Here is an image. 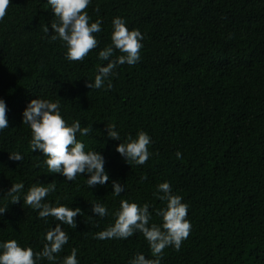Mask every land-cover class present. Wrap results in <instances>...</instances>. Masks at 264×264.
I'll list each match as a JSON object with an SVG mask.
<instances>
[{
    "label": "trees",
    "instance_id": "obj_1",
    "mask_svg": "<svg viewBox=\"0 0 264 264\" xmlns=\"http://www.w3.org/2000/svg\"><path fill=\"white\" fill-rule=\"evenodd\" d=\"M86 11L102 20V31L95 34L97 48L80 61L67 60L63 42L50 39L54 13L47 0H10L0 20V98L9 120L0 131V206L7 207L0 240L42 249L46 231L59 221L40 218L23 194L34 183L53 182L43 202L81 208L76 228L62 224L69 240L56 264L72 248L79 264H129L137 253L151 258L140 232L103 240L95 233L114 223L121 199L147 202L150 224H159L155 212L165 202L154 192L168 181L189 205L192 228L179 251L164 249L162 264H264V0H92ZM116 16L141 31L140 60L119 65L111 87L106 81L90 89L87 81L106 63L97 53L111 43ZM37 96L59 100L67 123L92 126L77 139L85 151L103 154L105 185L89 188L87 174L69 182L48 173L46 157L31 151L22 113ZM110 124L121 141L107 136ZM140 130L151 137L152 155L143 165L129 164L115 146ZM13 152L23 159H10ZM112 180L125 186L119 196ZM16 182L24 187L13 203L6 192ZM92 203L109 214L96 216Z\"/></svg>",
    "mask_w": 264,
    "mask_h": 264
},
{
    "label": "clouds",
    "instance_id": "obj_2",
    "mask_svg": "<svg viewBox=\"0 0 264 264\" xmlns=\"http://www.w3.org/2000/svg\"><path fill=\"white\" fill-rule=\"evenodd\" d=\"M92 0H47L54 13L51 21V40H61L66 49L65 58L69 61L83 60L90 50L97 48L99 41L96 33L102 31V20L94 21L86 9ZM10 4V0H0V20H3ZM111 43L100 49L97 58L106 61L99 65L94 80H88L87 86L102 88L107 81L111 87V77L115 69L122 64L134 65L140 60V50L143 47V35L139 29H129L123 17L116 16L112 19ZM43 33H50L47 24L41 25ZM118 52L119 55L115 53ZM59 100L44 99L37 96L31 99L22 113V123L31 129L29 147L32 152H39L46 157L44 164L48 173H58L64 180L73 181L78 175L87 174L86 184L89 188L96 185H105L110 177L105 169V158L100 151H85V143L77 139V133L87 136L92 131V126H81L79 119L71 124L67 123L61 114ZM7 104L0 98V131L9 126L7 118ZM107 136L120 140V132L115 124L106 126ZM152 143L150 135L140 130L135 138L131 135L118 143L115 148L129 164L143 165L152 155L149 145ZM176 156L181 158L177 151ZM9 158L20 161L23 159L20 152L9 153ZM85 176V175H83ZM112 194L119 196L124 191V185L118 180H112ZM22 182L12 183L6 194L10 202L21 199L19 193L23 189ZM56 185L49 182L34 183L23 194V204L38 210L40 218L53 217L59 221L54 227L49 228L44 235L41 250L34 252L32 247H23L17 240H0V264H40L47 260L48 264H56L57 255L68 242L69 235L62 228V224L76 228L75 217L81 214L80 207H69L63 204L43 202L44 198L54 192ZM154 195L165 202L164 207L156 210V216L161 222L151 223L152 213L149 204L140 205L127 199L120 200L119 208L113 212L114 223L104 230L95 233L98 239L119 238L126 239L136 232L143 234L147 240L151 258H146L143 253H137L129 264H162L164 249L171 246L179 251L182 242L188 237L192 225L187 219L189 205L183 197L174 194L168 181L156 185ZM7 207L0 206V215L5 213ZM91 211L99 217L109 214L107 207L101 203H92ZM63 264H79L77 249L72 248L70 254L63 258Z\"/></svg>",
    "mask_w": 264,
    "mask_h": 264
}]
</instances>
